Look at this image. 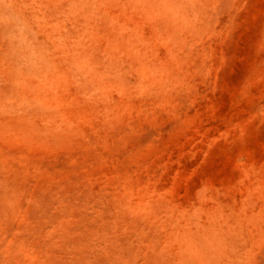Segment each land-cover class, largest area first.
Listing matches in <instances>:
<instances>
[{"label": "rangeland", "instance_id": "1", "mask_svg": "<svg viewBox=\"0 0 264 264\" xmlns=\"http://www.w3.org/2000/svg\"><path fill=\"white\" fill-rule=\"evenodd\" d=\"M0 264H264V0H0Z\"/></svg>", "mask_w": 264, "mask_h": 264}]
</instances>
